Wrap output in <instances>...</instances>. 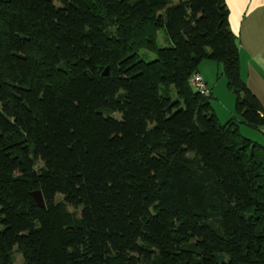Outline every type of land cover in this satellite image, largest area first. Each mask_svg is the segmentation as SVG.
I'll use <instances>...</instances> for the list:
<instances>
[{
  "label": "trees",
  "instance_id": "trees-1",
  "mask_svg": "<svg viewBox=\"0 0 264 264\" xmlns=\"http://www.w3.org/2000/svg\"><path fill=\"white\" fill-rule=\"evenodd\" d=\"M229 16L225 0H0V264H264V147L190 83L222 63L241 124L264 130Z\"/></svg>",
  "mask_w": 264,
  "mask_h": 264
},
{
  "label": "crops",
  "instance_id": "crops-1",
  "mask_svg": "<svg viewBox=\"0 0 264 264\" xmlns=\"http://www.w3.org/2000/svg\"><path fill=\"white\" fill-rule=\"evenodd\" d=\"M225 1L231 30L240 45L242 77L264 108V0ZM226 108L231 114L230 101Z\"/></svg>",
  "mask_w": 264,
  "mask_h": 264
},
{
  "label": "rangeland",
  "instance_id": "rangeland-1",
  "mask_svg": "<svg viewBox=\"0 0 264 264\" xmlns=\"http://www.w3.org/2000/svg\"><path fill=\"white\" fill-rule=\"evenodd\" d=\"M159 44L161 47L170 45V39L163 30L159 32ZM141 56H143L144 60H148V62L155 59V56L151 52H142ZM199 73L205 76L208 87L213 89V94L208 101L211 103L213 112L216 114L219 122L226 124L231 119H237L240 123L242 136L264 147V130L262 128L256 129L246 124H241V119L235 110L236 95L228 88V80L223 64L206 59L201 63ZM229 101L230 107L232 108L231 114L226 108L229 106ZM69 210L72 212L76 211L72 207H69ZM15 264H24V258L21 254L15 253Z\"/></svg>",
  "mask_w": 264,
  "mask_h": 264
},
{
  "label": "built area",
  "instance_id": "built-area-1",
  "mask_svg": "<svg viewBox=\"0 0 264 264\" xmlns=\"http://www.w3.org/2000/svg\"><path fill=\"white\" fill-rule=\"evenodd\" d=\"M191 86L202 96L210 98L212 96V89L208 87L206 81L199 73H196L192 76L190 80Z\"/></svg>",
  "mask_w": 264,
  "mask_h": 264
},
{
  "label": "water",
  "instance_id": "water-1",
  "mask_svg": "<svg viewBox=\"0 0 264 264\" xmlns=\"http://www.w3.org/2000/svg\"><path fill=\"white\" fill-rule=\"evenodd\" d=\"M104 75H108V69H106ZM33 197L35 198L36 202L38 203V205L41 208H45L46 207V203H45V200L43 198V195H42L41 191L34 192L33 193Z\"/></svg>",
  "mask_w": 264,
  "mask_h": 264
}]
</instances>
